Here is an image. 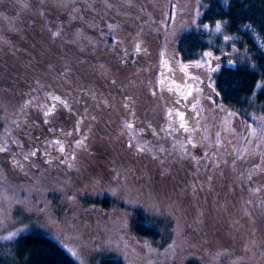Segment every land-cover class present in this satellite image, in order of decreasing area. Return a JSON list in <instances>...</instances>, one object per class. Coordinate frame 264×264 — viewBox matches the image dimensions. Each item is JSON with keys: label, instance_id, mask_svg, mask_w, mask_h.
Returning <instances> with one entry per match:
<instances>
[{"label": "trees", "instance_id": "16d2710c", "mask_svg": "<svg viewBox=\"0 0 264 264\" xmlns=\"http://www.w3.org/2000/svg\"><path fill=\"white\" fill-rule=\"evenodd\" d=\"M194 10L199 23H221L238 47L244 43L249 52L245 60L218 70L216 97L206 96L209 106H214L211 115L207 116V105L201 101L200 128L193 132L196 147L186 153L154 131L146 132L143 142L134 136L125 146L126 128L122 124L115 128L107 118L94 123L98 137L85 134L86 113L95 118L100 110L130 111L129 99L124 104L120 101L130 90L139 94L135 99L139 107L149 100L148 92L152 102L156 92H162L168 102L179 98L158 73L148 74L146 83L143 77L142 81L134 79L132 73L142 76L145 68L133 63L137 53L129 54L135 47L153 51L155 41L167 52L170 47L165 41L174 33L181 60H191L205 47L204 35L191 27ZM94 11L134 16V20L116 18L98 27L111 31L101 34L99 41L104 52H110L108 60L124 65L114 68L118 71L115 81H98L96 54L89 50L85 55L65 33L75 26L60 17L52 24L40 22L44 35L32 27L23 38L12 35L2 48L0 97L8 98L12 112L4 137L10 136L11 128L15 155L19 157L20 149L28 168L32 159L30 163L50 167L54 173L88 178L89 184L104 181L93 192L96 196L110 192L111 202L104 194L106 198L100 196L91 204L92 194L83 196L84 203L105 212L119 209L121 216L114 217L105 238L125 247L126 240L118 231L126 226L147 251L150 264H250L264 259V88L257 90L258 82H264V0H109L107 6H95ZM38 12L53 11L46 6ZM56 12L64 15L63 9ZM85 56L86 71L82 66ZM129 63L135 65L132 71ZM50 93L64 100L50 101ZM190 96H185V102H193ZM15 119H19L17 127H13ZM62 132L66 135L61 136ZM8 152L9 147L0 150V171L12 177L13 172L7 173L4 166ZM117 194L120 201H116ZM4 224L0 221V264H80L77 249L73 251L49 233L30 228L22 232L8 229L6 234ZM96 264L127 263L103 254Z\"/></svg>", "mask_w": 264, "mask_h": 264}, {"label": "rangeland", "instance_id": "374dc122", "mask_svg": "<svg viewBox=\"0 0 264 264\" xmlns=\"http://www.w3.org/2000/svg\"><path fill=\"white\" fill-rule=\"evenodd\" d=\"M196 12L194 10L191 27L194 28L193 30L196 28V31L204 35L205 47L197 51L195 57L191 58V60L183 61L182 59L181 63L177 64L178 68L173 65L172 67L164 66V70L162 68L164 72L161 73V71L159 76H162V82L165 86L174 90L176 98L180 97V94L182 96L191 93L190 98L194 102L197 101L198 95H196V87L193 83H201L202 86L200 87L206 92L205 97L204 95L201 96L202 104H204V107L207 105L206 113L209 116L214 110V106H209L210 100H207L206 96L214 98V94L209 87L215 91V76L218 72L217 65L219 61L227 64L238 63L249 57V52L244 43L242 44L243 48L238 47V42L232 38L221 23L220 32L215 30L217 23H199ZM205 25L208 27L205 28ZM10 37L11 33L8 32L3 36V40L10 42ZM174 37L173 33L165 41L166 45L168 44L167 46L170 47L166 49L167 53L173 60L175 59L173 55L176 54L173 43L175 41ZM225 37H229V39H225ZM2 48L3 46H0V53ZM205 53H211V56H205ZM262 53L264 54V49H262ZM204 81L207 82L209 87L205 85ZM262 81L263 79L258 82L259 85H262V87H257L258 92L264 88V82L262 83ZM57 98V96L55 97V95L50 93L48 100L54 102H62V99L64 100L63 97L58 100ZM7 100L8 98L5 96L0 97V141L2 142L0 148L3 149V146L5 149L9 147V159L6 160L4 166L7 168V173L11 174L13 172L12 177H5L0 171V221L5 223L3 229L5 231L7 229L6 234L10 232L9 230L19 232L30 228L43 230L73 251L77 249L78 253L76 256L80 264H96L97 258L103 254L115 255L127 264H142V262L150 264L147 251H144L142 245L139 246L134 241L126 226H121L122 228H119L118 231L126 240L125 247L119 244H110L105 238L107 230L114 226V217L121 216L119 209L113 210L112 207L110 211L105 212L101 211L100 208L92 209V206L90 208L86 207L83 199V196L86 195L92 196V194H95L91 204L97 202L100 196L101 198H106L104 194L107 195L106 200L111 202L110 192H98L97 196L93 192L94 189H97V185H102L104 181H100L98 184H89L86 182L88 178L73 174L71 176L69 173L64 175L54 173V171L49 170L50 167L47 168L43 165L30 163L32 159L29 162L32 166L28 168L23 164L26 159L22 157L20 149L19 157L15 155L16 150L12 149L16 146L14 144L15 138L11 134V128L8 130L10 136L4 137L5 130L9 125L10 115L12 114L11 108L7 106ZM49 105L47 106L48 108L51 107ZM195 106L198 107V104H192V110H190L191 113L189 115L195 111ZM197 118L192 119V128H200ZM157 121L158 119H156ZM261 123L264 128V117L261 118ZM17 126H19V119L13 121V127ZM205 130L207 131L208 129L205 128ZM60 135L65 136L66 133L62 132ZM81 138L82 136H79V139ZM144 138L145 136L140 137V141L143 142ZM68 139L71 140V138ZM54 144H56L55 141H53ZM49 146L47 151L51 152L53 146ZM48 155L47 152L44 153L46 159L49 158ZM47 161L50 162V160ZM11 164L13 167L15 166V169L12 168ZM96 172L98 171L96 170ZM116 201H120L118 194L116 195ZM123 216L128 217V214L124 213ZM250 264H264V259H254Z\"/></svg>", "mask_w": 264, "mask_h": 264}, {"label": "flooded vegetation", "instance_id": "af4514ba", "mask_svg": "<svg viewBox=\"0 0 264 264\" xmlns=\"http://www.w3.org/2000/svg\"><path fill=\"white\" fill-rule=\"evenodd\" d=\"M108 1L109 0H0V46L7 47L8 41L3 40V36H5V34L8 32L11 33V36L13 35L17 36V38H23L25 35L30 34V32L32 31V27H35L34 29L37 31L38 35H44L45 31L39 29L41 26L40 22L42 20H49V22L52 24L55 23V20L60 17L62 18H59L61 21H63L64 19L66 23L71 22L73 26H75L65 33L72 36V40L79 44L80 49L82 51H85V55L89 50L92 53L96 54V66H98V73L100 77L98 78V81L101 84L103 80L110 79L112 81H115L118 75V71L114 68L117 66L123 67L124 65H121L118 60H113L112 62L108 60V55H110V52H104L105 49L100 46L99 41L101 34L104 33L103 35H108L111 33V31L109 30V28L100 29L98 27L100 25L107 26V24H109L107 23L109 22V20H113L116 18H129L130 20H134V16L133 14L129 15L126 13L109 14L94 11L95 6L100 9V6L102 5L107 6ZM46 6L48 7V10H52L53 12L48 14L38 12L39 9H43ZM61 9H63L64 15L56 12V10ZM88 9L92 11L87 12ZM67 10H71L72 12H66ZM45 17H47L48 19H45ZM128 24L133 26V21L128 22ZM161 34L162 32L160 30L156 33L158 38L161 37ZM155 43V49L150 52L147 51V48L142 50L141 47H135L130 51L131 53L129 54V56L131 54L137 53L136 57L138 58H134L135 61H133V63L136 65L141 64L140 66L145 68L142 76L134 77L135 74L133 72L132 74L134 79L139 78L141 80L143 77V80L146 83L148 74L157 75L158 73L159 75L162 71V68L164 70V66L168 65L169 67H172L173 65L174 67L178 68L177 64L179 62L181 63L182 57L178 52V47H176V49L174 48L176 54L173 55V57L175 58L173 60V58L169 56V53L161 49V45L158 47L156 41ZM116 47L119 51V46ZM126 51H128V49ZM84 58L85 60L82 62V66L86 71L88 67V56H85ZM107 64L111 65V69ZM226 64V62L219 61L217 65L218 70H220L223 65ZM233 64L234 63L232 62V64L229 65L232 66ZM130 65V69L132 71L135 68V65ZM163 72L164 71H162L161 73ZM110 73H112L111 76ZM159 79H162V76H159ZM204 83L206 86H208L206 81H204ZM194 85L196 86V90L200 91L196 102H185V96H190L191 93H187L186 95H183V97L174 99L173 102H168L167 97L161 96L163 95L162 92H156V96L154 95L155 100L154 102H152V100H150L151 93L148 92L147 96L149 97V100L147 99L144 102V107L143 105L142 107H139L136 103L139 94H137V92L135 91L130 90L129 93H125L123 99L120 100L122 103L125 99H127L128 102L129 99V102H131L132 106L130 111H128L127 109H121V112L117 113L113 109L105 111L100 110V114H97V112H95L97 114L95 118L89 117L90 115L86 113V117L83 120V127L85 128V130L87 129V131H85V134L95 135L96 137H98L94 123L105 121L102 118H107L113 123V125L115 124V128H118L121 124L123 128H126L123 135V138L125 139V146H129V143L133 140L134 136H138L140 139V137L145 136L146 132L154 131L155 133L159 132V137L162 140H167L170 138L175 143H177L181 149L186 151V153H189L192 148L196 147L193 132L194 130L199 129L191 127L192 119L197 118L200 115L199 110L202 106L201 95H204L206 93L205 90L200 87L202 86L201 83H195ZM209 88L212 90L214 97H216V92L213 91L211 87ZM145 90L148 89L145 88ZM95 96L96 95H93V97ZM97 99L105 100L104 98L100 97H98ZM194 103L198 104V107L195 106V114L189 115L191 113L190 110H192V104ZM174 106H176L177 108H173ZM142 108H145V110H141ZM181 117H183L182 120ZM156 119H158L157 122ZM182 123L184 127H181ZM98 125H96V129H98Z\"/></svg>", "mask_w": 264, "mask_h": 264}, {"label": "snow or ice", "instance_id": "6c2138e0", "mask_svg": "<svg viewBox=\"0 0 264 264\" xmlns=\"http://www.w3.org/2000/svg\"><path fill=\"white\" fill-rule=\"evenodd\" d=\"M208 26L207 25H205V28H207ZM221 24L218 22L217 24H216V26H215V30L217 31V32H220L221 31ZM54 35H56V34H54ZM225 39H229V37H225ZM205 56H211V53H205ZM197 66H203V65H197ZM214 70V69H213ZM257 87L259 88V87H262V85H257ZM58 99V98H57ZM49 113H45V115H48ZM183 119V117H181V120ZM181 127H184V125H183V123L181 124ZM0 150H3V149H0ZM60 150L61 151H63V147L61 146V148H60ZM14 235V234H13ZM6 239H11V236L10 237H7Z\"/></svg>", "mask_w": 264, "mask_h": 264}]
</instances>
